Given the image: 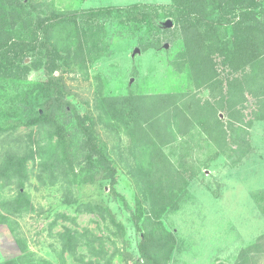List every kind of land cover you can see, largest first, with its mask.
Listing matches in <instances>:
<instances>
[{
  "label": "rangeland",
  "instance_id": "obj_1",
  "mask_svg": "<svg viewBox=\"0 0 264 264\" xmlns=\"http://www.w3.org/2000/svg\"><path fill=\"white\" fill-rule=\"evenodd\" d=\"M6 2L8 10L10 2L18 4L11 7L17 13L13 32L22 37L29 36L38 18L45 19L56 12L130 4L149 6L142 8L144 20L133 18L135 15L129 12L115 11L112 16L96 19L90 27L73 26L61 34L67 40L61 39L63 59L53 75L64 78L69 87L67 99L82 117L88 113L97 117L99 107L110 111L111 99L121 97L192 93L210 98V90L196 85L181 57L185 46L181 31L169 11L159 7L171 0H0V6ZM262 5L260 16L264 15ZM26 64L33 65L26 80L2 82V122L7 115L14 118L20 113L11 104L17 92H29L34 99L42 91L41 85L48 82L43 58L30 56ZM254 101L248 98V104ZM219 115L229 121L224 111ZM108 118L116 124L111 114ZM77 120L74 110L66 109L63 121L78 134L71 153L76 173H80L85 166L77 163L83 159ZM151 129L147 130L150 135L154 134ZM96 130L112 154L116 185L109 180L84 184L73 173L55 179L42 171L38 158L28 162L26 179H14L10 185L0 179V186L7 185L0 188V210L2 202H11L22 192L28 195L29 206L25 202L19 207L17 202L7 204V208L30 210L14 216L15 232L0 224V263L22 255L17 243L21 238L27 242V251L41 264H125L124 252L135 260L141 258L139 244L146 225H152L176 239L168 264H237L240 251L264 234V121L255 120L249 128L252 151L239 162L217 155L216 137L198 130L184 136L176 129L174 136L160 137L158 144L166 156L178 169H188L189 184L181 189L176 207L162 210L159 218L149 221L152 210H138L136 206L141 195L133 173V136L124 125L100 124ZM30 132L21 129L6 133L0 139V154L21 143L30 144ZM33 138H38L36 131ZM88 201L108 206L125 232H117L98 215L78 211L86 209L79 204ZM58 214H66L68 219L58 218ZM67 229L71 230L70 236H64Z\"/></svg>",
  "mask_w": 264,
  "mask_h": 264
},
{
  "label": "trees",
  "instance_id": "obj_2",
  "mask_svg": "<svg viewBox=\"0 0 264 264\" xmlns=\"http://www.w3.org/2000/svg\"><path fill=\"white\" fill-rule=\"evenodd\" d=\"M263 3L264 0H171L170 4L159 6L169 11L181 31L185 45L181 57L186 60L196 85L210 90V98L203 99L192 93L121 97L111 99L110 111L99 107L97 117L91 113L82 117L67 99L69 87L64 78L53 75L60 69L58 63L63 59L59 49L61 39L67 40L61 34L73 26L90 27L96 19L112 16L115 11L120 14L129 12L130 16L135 15L133 18L144 20L142 8L149 6L130 4L75 13L56 12L51 17L38 18L29 36L22 37L13 32L17 13L11 7L18 4L10 2L8 10L7 2L3 3L0 6V89L6 80L27 79L33 68V65L26 64L30 56L43 58L49 79L41 85L42 91L34 99L29 92H17L11 104L20 113L14 118L5 116V122L0 120V139L8 132L31 131L30 144L21 143L14 150L0 154V179H6L7 185L14 183V179H26L28 162L38 158L42 171L55 179L73 173L79 175L84 184L109 180L114 186L117 169L108 145L99 140L96 127L107 123L110 126L124 125L136 143L133 146L135 153L132 152L135 155L133 173L141 195L137 209L152 210L149 221L152 217L159 218L162 210L176 207L181 189L189 184L186 180L188 169H178L166 156L158 144L160 137L174 136L176 129L184 136L198 130L216 137L217 155L237 162L252 151L249 128L255 120L264 121V15L260 16L258 12ZM135 10L137 14H134ZM228 30H231L229 35ZM250 97L255 100L252 104H248ZM68 108L74 110L78 133L82 135L78 146L83 159L77 163L85 167L80 173H76L71 153L78 134L71 132L63 121ZM220 111L226 113L229 121L220 118ZM110 114L115 125L108 118ZM149 127L154 134H149ZM34 131L37 139L33 138ZM27 196L22 192L11 202L1 203L0 224L7 225L12 232L16 231L14 216L30 210L9 209L7 204L18 202V206L23 207ZM84 206L86 209L78 211L98 215L117 232H125L124 225L105 204L94 201L79 204L80 208ZM57 217L68 219L66 214ZM66 235L70 236L71 230L67 229ZM17 243L22 255L0 264H41L27 251L25 240L18 238ZM175 245L173 234L146 225L139 244L141 258L135 260L132 254L124 252L123 260L125 264H168ZM263 262L264 234L240 251L237 264Z\"/></svg>",
  "mask_w": 264,
  "mask_h": 264
}]
</instances>
